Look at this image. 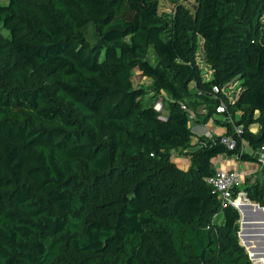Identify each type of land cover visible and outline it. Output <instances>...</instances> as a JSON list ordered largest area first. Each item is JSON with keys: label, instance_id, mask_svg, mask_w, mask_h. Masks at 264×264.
<instances>
[{"label": "trees", "instance_id": "trees-1", "mask_svg": "<svg viewBox=\"0 0 264 264\" xmlns=\"http://www.w3.org/2000/svg\"><path fill=\"white\" fill-rule=\"evenodd\" d=\"M235 79L233 102L212 89ZM220 98L237 146L202 136L179 168L188 109ZM243 140L264 144V0H0V264H253L205 180L218 154L256 159ZM243 189L264 206V179Z\"/></svg>", "mask_w": 264, "mask_h": 264}, {"label": "crops", "instance_id": "crops-1", "mask_svg": "<svg viewBox=\"0 0 264 264\" xmlns=\"http://www.w3.org/2000/svg\"><path fill=\"white\" fill-rule=\"evenodd\" d=\"M135 70L136 67H135ZM143 76V75H142ZM144 78L146 76H143ZM147 81L150 80L149 77H146ZM169 98H167L168 100ZM152 103V102H151ZM199 115H195L193 121H191V130L193 131L190 140V146L181 150L180 148H174L171 150L170 159L178 166L179 168L186 169L189 166V154L188 152L196 148L202 136L210 137L211 135H219L221 133L227 132L228 124H231L227 116L221 113H214L209 116L207 119H204V113L206 112L205 107L199 106ZM230 116L233 119H237L240 115L238 109L230 112ZM259 125L257 122H253L248 126V129L252 132H257ZM252 155L256 157L255 160H241L236 157L234 154L228 155L225 153L218 154L213 158L214 166H220L223 168H237L244 172L243 181L248 179V181H254L255 179L262 180L264 179V169L259 165L257 160V151L251 147H247ZM260 225V224H259ZM258 226L251 225L249 227V242L247 244L241 243L245 250L247 251L249 258L257 260L261 257H264V228L261 230L258 229Z\"/></svg>", "mask_w": 264, "mask_h": 264}, {"label": "built area", "instance_id": "built-area-1", "mask_svg": "<svg viewBox=\"0 0 264 264\" xmlns=\"http://www.w3.org/2000/svg\"><path fill=\"white\" fill-rule=\"evenodd\" d=\"M210 71V70H209ZM229 85H225L219 88L216 85H213L212 89L214 92H222L229 97L228 93ZM169 95L161 92L158 94L155 101L151 103V105L159 111L158 118L164 120L166 118V110L164 107L165 99L167 100ZM231 102L234 99H230ZM182 107L186 108L185 104H182ZM217 113H221L229 119L231 125L233 127V133H221L219 141L220 143L224 144L227 149H233L237 146V138L235 134H239L242 132L243 125L235 123V120L230 116L229 111L226 108L225 101L220 98L219 104L215 108ZM188 116L190 118V122L193 121L195 117V112L191 109H188ZM210 137H213L211 135ZM248 144L245 140L242 141L241 149L247 150ZM257 151V160L259 165L264 169V144L261 145L259 148L254 149ZM236 157L237 154H234ZM214 165V164H213ZM243 174L241 170L237 168H223L220 166H214V171L205 177L207 183H209L213 190L216 192L217 197L223 204L231 203L234 206H238L239 203H245L247 201H251L247 196L246 192L243 189ZM260 259L253 260V264H260Z\"/></svg>", "mask_w": 264, "mask_h": 264}, {"label": "rangeland", "instance_id": "rangeland-1", "mask_svg": "<svg viewBox=\"0 0 264 264\" xmlns=\"http://www.w3.org/2000/svg\"><path fill=\"white\" fill-rule=\"evenodd\" d=\"M186 1H190V0H186ZM163 3H164V7L166 9H168L169 8L168 7L169 5L167 4V2L166 1H163ZM198 57H199L198 58L199 61L202 62V66L201 67H203L205 64L203 63V55H202V53H199L198 54ZM136 69L137 70L134 69V71H133V83L135 85H141V86H143L146 89V91H147L145 93V95L142 97V100L144 102H149V101L150 102H153V101H155V99L157 98V96L155 98H153V96H151V89H152L151 80L147 81V78L146 77L144 78L142 76L140 70L138 68H136ZM203 73H205L204 75L206 77H208L210 75V72H209V69L208 68H204L203 67ZM238 84H239V81L237 79H235V80H233V81H231L229 83V87H228V93L229 94L228 95H229L230 99H235L236 98V93H237L236 90H238V86H239ZM170 155H171V153H170ZM243 184H244V181H243ZM240 216H241V214H240ZM262 228H264V225L260 224L259 227H258V229L261 230Z\"/></svg>", "mask_w": 264, "mask_h": 264}, {"label": "water", "instance_id": "water-1", "mask_svg": "<svg viewBox=\"0 0 264 264\" xmlns=\"http://www.w3.org/2000/svg\"><path fill=\"white\" fill-rule=\"evenodd\" d=\"M245 205L250 209L255 211L258 215L257 216H240L239 218V230H238V237L239 240L243 244H247L249 242V227L251 225L258 226L259 224L264 225V206L259 205L257 202L254 201H247ZM239 210L238 206H236ZM240 212V210H239Z\"/></svg>", "mask_w": 264, "mask_h": 264}, {"label": "bare ground", "instance_id": "bare-ground-1", "mask_svg": "<svg viewBox=\"0 0 264 264\" xmlns=\"http://www.w3.org/2000/svg\"><path fill=\"white\" fill-rule=\"evenodd\" d=\"M238 208L240 210V214H242L245 211V209L243 207H241L239 204H238Z\"/></svg>", "mask_w": 264, "mask_h": 264}]
</instances>
